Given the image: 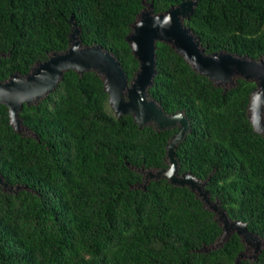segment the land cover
<instances>
[{
	"label": "trees",
	"instance_id": "1",
	"mask_svg": "<svg viewBox=\"0 0 264 264\" xmlns=\"http://www.w3.org/2000/svg\"><path fill=\"white\" fill-rule=\"evenodd\" d=\"M177 8L201 56L264 62V0H0V85L79 41L118 63L126 103L134 26ZM153 62L164 123L118 110L93 67L0 100V264H264L260 79L203 73L166 39Z\"/></svg>",
	"mask_w": 264,
	"mask_h": 264
},
{
	"label": "water",
	"instance_id": "2",
	"mask_svg": "<svg viewBox=\"0 0 264 264\" xmlns=\"http://www.w3.org/2000/svg\"><path fill=\"white\" fill-rule=\"evenodd\" d=\"M185 4H191L186 2ZM182 4L180 7H183ZM180 9H172L167 15L157 14L150 16L148 12L134 26V33L129 36L133 49L141 59V69L134 79L131 87L127 89L128 101L124 103L121 98V91L125 87L124 74L118 63L109 54L98 47L79 48V41H75L69 51L52 57L49 61L41 64L27 80L23 83L0 85V100L19 105V100L39 95L45 88H51L63 69L78 68L80 71L93 67L105 73L108 80L107 90L111 96V102L122 112L135 110L140 118L147 119L154 117L164 123L163 112L152 101L144 100L146 85L154 73L153 49L155 39L171 40L176 47L194 64L199 71L211 76H219L228 68H236L248 76H257L260 90L256 93L254 104L259 107L260 101H264V62L247 61L236 59L228 55H214L203 57L196 48L192 38L182 28L176 18ZM184 7L181 13L186 15ZM169 122L175 117L168 118ZM184 122V121H183ZM180 129L174 141L183 135ZM173 142L171 144H173ZM172 157V156H171Z\"/></svg>",
	"mask_w": 264,
	"mask_h": 264
}]
</instances>
